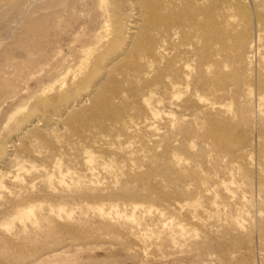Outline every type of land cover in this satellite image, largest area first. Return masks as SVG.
<instances>
[{
	"label": "rangeland",
	"instance_id": "obj_1",
	"mask_svg": "<svg viewBox=\"0 0 264 264\" xmlns=\"http://www.w3.org/2000/svg\"><path fill=\"white\" fill-rule=\"evenodd\" d=\"M0 264H264V0H0Z\"/></svg>",
	"mask_w": 264,
	"mask_h": 264
},
{
	"label": "bare ground",
	"instance_id": "obj_2",
	"mask_svg": "<svg viewBox=\"0 0 264 264\" xmlns=\"http://www.w3.org/2000/svg\"><path fill=\"white\" fill-rule=\"evenodd\" d=\"M131 26V25H130ZM137 29V25L136 24H132V27L130 29V34H136V30ZM100 91V90H99ZM106 97H99L98 99L95 100V103L93 104H100V107H104L106 105ZM92 103V102H91ZM150 108V106H149ZM155 112V111H154ZM60 116H58L57 118H55V123H59L61 118H59ZM153 132V130H152ZM133 133V132H131ZM220 134V133H219ZM135 136V135H134ZM98 139V138H97ZM68 141H71V139H68ZM155 145H158V142L157 141H154L152 140ZM93 142V141H92ZM74 143V142H73ZM97 143H102V145L107 146V148H105L107 150V152H110L111 154H120V149H117V148H114V146L112 147L111 145H109L108 143H106L105 139L104 138H99L96 143L94 142V145H96ZM160 143V142H159ZM99 145V144H98ZM101 146V144H100ZM134 146V145H133ZM14 144H11L8 148L12 149L10 150L9 152H11L12 154H9V157H8V163L6 165H11V164H14L16 162V156L14 154ZM89 148V147H88ZM125 150V149H124ZM128 150V149H127ZM130 150V149H129ZM126 151V150H125ZM127 152V151H126ZM123 153V152H122ZM110 154V155H111ZM127 154V153H126ZM84 155H86V157L89 159L87 162H85V166H86V169H84L85 171H87L88 173V176H90V178L92 179V181H94V177H95V173H94V170H93V163H94V158L93 156L89 155L88 152H84ZM123 156V154H122ZM129 157V156H128ZM100 158V157H99ZM131 158V157H129ZM126 161V160H125ZM97 162V161H95ZM128 162V161H127ZM100 163V162H98ZM97 163V164H98ZM175 164L176 165H180L181 164V161L179 160H176L175 161ZM100 165V164H98ZM185 165V164H184ZM99 167V166H98ZM96 168V167H95ZM83 171V170H82ZM116 177V176H115ZM82 185V184H81ZM91 185H96L94 184V182H92ZM218 187V186H217ZM230 187V186H229ZM228 185L226 184H223L222 185V189L226 192H228L227 196L229 197V199L232 197L229 193H230V189H229ZM97 188V187H96ZM231 188V187H230ZM234 191V190H233ZM206 192H212V190H207ZM210 196V195H209ZM213 197V196H211ZM210 197V198H211ZM215 197V196H214ZM225 197V196H224ZM218 203V202H217ZM213 207H216V204L213 203L212 204ZM199 206L197 205V203H185V204H176V205H173L172 208L174 210V213H176V215L178 216V218L184 220L187 224L186 225H182L181 222H178L176 223L175 220H170L171 222H168V223H164L163 225V231L169 233V234H188V230L190 229H193V228H198V231H200L201 233L203 234H215L217 233L218 231H214V228L211 229V224H210V220L209 218H203L200 214L201 209L198 208ZM138 209V206H132V210L133 211H136ZM105 211L101 208L100 209V213H101V216L103 217H110L111 214H105L104 213ZM163 214L162 213H158L157 214V218L159 220H161ZM113 218V217H112ZM211 219V218H210ZM130 222V221H129ZM212 223V222H211ZM135 224V223H134ZM214 225V224H213ZM131 227V226H130Z\"/></svg>",
	"mask_w": 264,
	"mask_h": 264
}]
</instances>
